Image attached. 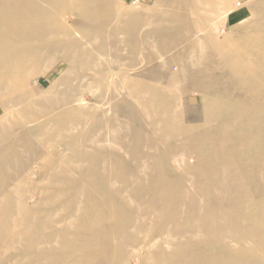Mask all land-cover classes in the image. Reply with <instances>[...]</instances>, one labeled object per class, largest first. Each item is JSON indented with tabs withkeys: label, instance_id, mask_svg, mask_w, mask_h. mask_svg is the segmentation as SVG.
Instances as JSON below:
<instances>
[{
	"label": "rangeland",
	"instance_id": "obj_1",
	"mask_svg": "<svg viewBox=\"0 0 264 264\" xmlns=\"http://www.w3.org/2000/svg\"><path fill=\"white\" fill-rule=\"evenodd\" d=\"M91 6L101 14L91 18L96 24L89 22L90 19L80 22L85 34L76 33V37H82L83 43L94 49L96 37L109 35V52L102 54L94 49L93 55L101 64L96 67V72L102 79L94 80L95 70H87L81 89L77 79H61L69 65L62 59L52 60L45 73L33 77L25 85L36 89L32 103H18L10 115L0 111V175L3 174L0 176V195L7 191L14 194L5 203L6 207L0 209L2 219L5 217V223L0 225V264H47L58 260V251L64 256L77 254L70 249L72 245L66 249L60 243L69 234L65 229L61 230V223H57L60 229L55 238L47 244H37L36 240L26 253L23 240L19 243L17 229L24 215L15 206L20 203L15 199L16 185H3L6 174L1 168H10L8 162L19 164L22 156L34 153L36 161L21 173V176L25 175L22 179L25 186L21 185L18 190L25 193V199L21 200L23 210L40 207L42 196L46 198V205L60 200L69 207L71 198L80 196L83 201L84 197H105L108 193L113 198V194H118L122 201L126 199L128 204L131 201V207L136 206L142 211L140 229L115 223L116 230L111 238L119 235L126 241V264H138V258L140 264H146L140 256L143 249H147L153 258L158 256L154 252L160 247L171 251L175 248L171 240L182 239L174 238L175 233L200 220L212 224L217 221L220 225L232 223L235 232L245 235L252 229L251 223H228V219L235 215L240 218L242 212V215H251L255 212L253 205L264 212V84H260L262 92L254 91L257 86L248 85L243 81V75L235 76L232 71L240 67L243 57H247L254 65L251 69L254 77L264 73V61L258 65L257 57L264 50V0H92ZM109 8H115L119 14L116 12L117 16L106 22L103 14ZM240 11L243 15H238ZM70 18L69 15V24L72 23ZM155 26L172 28L164 33L163 40L168 44L165 49L159 47L161 32L155 34ZM86 31L94 38H86ZM135 34L150 35L151 54L157 56L148 58L140 40H135ZM171 40L177 43H169ZM49 55L52 57L53 54ZM259 57L264 60V55ZM184 60H189L184 67L189 76L179 69ZM192 61L194 64L190 65ZM187 79L191 87H186ZM177 82L180 83L176 87L173 83ZM52 85H56L54 96L46 101L39 98V94ZM68 85L80 86V89L73 93L70 103L59 104L62 91L66 92ZM77 98L81 101H75ZM209 107H214L211 112ZM167 128L173 133L161 136ZM237 130H243L245 137L239 136ZM213 151H217L216 157L212 156ZM89 153L98 155L97 163L90 164ZM135 160L138 162L134 163ZM91 169L106 176L112 173L109 176L113 186L103 182L100 187L98 177L85 173ZM213 176H217L214 183L221 185L224 191L221 198L213 201L215 209L224 207L229 212L205 216L198 210L200 205H210L212 197L208 191L212 185L209 180H213ZM129 177L127 186L124 182L121 190V180ZM154 181L158 182L151 190L158 187L157 190L162 192L165 187H170L168 191L176 201L168 206V201L150 200L152 196L146 186ZM135 186L138 188L133 192L137 198H142L141 201L134 202L128 196V193L133 195L128 191L135 190ZM50 188L54 190L50 196L43 194L40 197L42 189ZM215 196L220 197V194ZM105 204L106 201L95 203L98 217ZM175 209L179 214L187 211L185 216L178 218L179 224H171L168 228L162 219L157 221L159 214ZM114 212L122 222L141 217H136L124 204L115 205ZM59 213V210L46 213L42 209L36 216L58 222L62 214ZM72 215L74 219L80 213L72 212ZM259 223L264 224V217ZM12 225L15 228L12 229ZM48 232L51 230L44 229L40 233L46 235ZM146 233L151 234V242L141 239ZM221 238L228 246H240L237 252L240 255L247 253L248 246L253 244L247 237L238 240ZM100 249L101 246L96 244L93 251ZM45 250L49 255H40ZM29 252L39 254L35 261L29 260ZM217 253L203 259L214 260L212 263L216 264L220 260L218 256L224 255L220 250ZM72 259V256L63 258L58 264H72Z\"/></svg>",
	"mask_w": 264,
	"mask_h": 264
},
{
	"label": "bare ground",
	"instance_id": "obj_2",
	"mask_svg": "<svg viewBox=\"0 0 264 264\" xmlns=\"http://www.w3.org/2000/svg\"><path fill=\"white\" fill-rule=\"evenodd\" d=\"M91 2L92 0H84V1L82 0H0V107H1L0 111H2L5 115L12 114L13 107H15V105H17L18 103H25L27 105L34 101V99H32V96H34V92L36 91V89L34 87L26 88L25 85H27L28 82H31L33 77L45 73L46 69L49 67V64L52 60H61V59L64 60L69 65L68 66L69 69L66 71V73L62 75L61 79L65 77L72 78L75 80L77 79L81 83L80 85L81 89H82V85H84L85 82L87 70L89 71L91 69L95 70L94 71L95 74L92 75V78L94 80L98 78L102 79L99 76L100 73L96 72V67L98 68L100 63L97 62V60L94 58L93 55H94V49H96L98 52L102 54H107L109 52L110 50L109 47L111 45L109 40V35L107 34L105 36L101 35L98 38L96 37L95 38L96 40H94L95 44L93 45L94 49L87 46V44H84L82 41V37L79 38L76 37L77 35L76 33L83 34L84 32L85 34L84 29L81 27L82 26L81 23L83 21L86 20L89 21L90 19L89 22H92L91 19L92 17L94 18L95 15L101 14L99 12H95L96 10H94L93 6H91ZM117 6H119V3L117 4ZM116 12L117 14H119V12L115 8H109L108 10H105L103 17L106 18V22L107 20H111V18L117 16L115 14ZM69 15L72 21L71 24H69L70 22L67 23L68 22L67 18ZM224 15L226 14L224 13ZM238 15H243V11H240ZM77 21L78 24L76 23ZM174 23L175 22H173V24ZM166 30H172V28H169V26H165L164 28L160 26V27H156L154 31L155 34L161 32L158 37L160 43L159 47L162 49L167 48L166 45H168L165 44L167 40H163L165 37L164 33L167 32ZM85 37L89 39L94 38L91 32L89 33L88 31H86ZM134 37L135 40H137V38L138 40H140L142 50L144 52L147 51L146 56L148 58L157 56L156 54H151L153 53V51L150 50L153 42H151L152 38L150 37V35L142 36L141 34H135ZM135 40L134 42H136ZM169 43L174 44L177 43V41L171 40L169 41ZM50 53L53 54L52 57L49 55ZM262 55H264V50L262 52L260 51L259 55L257 56L259 60L258 65L260 63L262 64L263 63L262 61H264L262 58L259 57ZM239 59L240 60L243 59L242 63L240 64V67L238 66L237 68L234 69V71H232L233 75L235 76L243 75V79H244L243 81L245 83H248V85L254 87L257 86L254 91L262 92V88L260 87V84L261 85L264 84V73H260L259 76L254 77L251 71L254 65L251 64L250 60L247 57L246 58L243 57L242 59L241 58ZM173 60L175 61V59ZM184 61H185L184 64L179 63L182 65V67H180L179 69L182 70L183 75L186 74L187 76H189L190 73L187 72V69H184L187 61L189 60H184ZM108 63L109 65H111L110 62ZM192 64H194L193 61L190 62V65ZM159 76L161 75L159 74ZM186 82L185 83L188 85L186 87H191L192 84L190 80L188 81L187 79ZM178 83L180 82L173 83V85L174 86L176 85L177 87ZM55 86L56 85H52L49 89L41 92L39 94L41 95L39 98L44 99L46 101L47 98L50 99L51 97H53L55 92V88H54ZM80 86L74 87L73 85H68L66 87V92L62 91V96L59 99V104L70 103L74 95L73 93L77 92V90L80 89ZM77 100L81 101V99L78 98L75 101ZM213 108L214 107H209V111L211 112ZM232 127L237 128V126L234 125H232ZM167 131L166 132L162 131L161 136L166 137V134L170 135L171 133H173L172 131L171 132L170 131L167 132ZM163 133L166 134L164 135ZM237 134L239 136H243V138L245 137L244 135H242L244 134L243 130H237ZM243 138L241 137V139ZM93 141L94 138L91 139V142ZM226 145H228V142L225 143V147ZM213 152L214 153L212 154V156L216 157V155L218 154L217 151H213ZM97 156L98 155H96L95 153L87 154V158L90 164L97 163L96 161ZM11 158L10 160H12ZM36 159H37V155L35 153L22 156L19 160L20 161L19 164L14 163L13 166L12 165L13 162H8V164L10 163L9 165H11L10 168L8 167L7 168L4 167V169L1 168V170L5 171L4 175L6 174V178L2 180L3 185L5 183L16 185V189L14 191L16 194L15 199L19 200L20 203L15 206L18 212L22 210L21 214L24 215L23 220L21 222V226L17 229L18 232L20 233L18 238H19V243L23 240V244H24L23 247H25V251H27L26 253H28V251L30 250L29 247L32 246L31 243L35 242L36 240H37V244L40 242V244L43 245L47 244L48 243L47 241L51 242V240L55 238L57 230L61 228V230L65 229V231H68L69 234L66 238L62 239L60 243H62L64 248L66 247L68 248L69 245H72L70 249L71 248L74 249L77 252V254L76 255L67 254L64 256L63 252L60 253V251H58L57 252L58 260L52 263L48 262L47 264H58L61 259L63 258L67 259L68 257L71 256L73 258L72 264H126V261L128 260L127 254L126 256H124L127 250L126 241L124 240L123 237H119V235L116 236L114 239L111 238L113 236V232L116 230L115 223H122L124 225L128 224L131 227L132 226L138 228L140 226L142 227L143 225L142 211L141 210L139 211L138 210L139 208L136 206L135 208L131 207V205H129L131 204V201L128 204L126 202V199L122 201L121 198L118 196V194H113L115 197L113 198L110 194L108 195L107 192H106L107 196L105 197L103 195H99L98 197L92 196L91 197L92 199L88 197H84L85 199L83 201L82 198H80V196L71 198L68 201L69 207L64 205L63 201L61 203L60 200L58 201L54 200L50 202V204L46 205V203L44 202V199L46 198H42L43 196L41 197V195L46 194L45 196H47L49 194H52L51 192L54 191L52 188L42 189V192H40V197L42 199L41 201L42 204H40V207L33 210L32 209L23 210L21 200L25 199V193L18 190L20 187H22L21 185H24L22 179L23 176L25 175L21 176V173L30 164L34 163ZM43 161L46 160L44 159ZM136 161L137 160H135L134 163ZM117 168L118 167L116 166V169ZM122 169H124L123 165H121V170ZM11 171L12 173H14L13 175ZM9 172L11 174H9ZM85 173L88 175L94 174L96 177H98L97 183L100 187H102L103 182H107L108 184L111 185V187L113 186L110 182L111 178L109 176L112 173H109V175L106 176L104 173L95 171V169L89 170L88 173L85 171ZM1 175L3 176V174ZM179 175L180 174L178 173V176ZM216 178L217 176H213V180H209V184L212 185L209 186L211 189H209L208 191L209 196L212 197L209 202L210 205L206 204L205 206L203 205L199 206L198 213H204L205 216L206 215L217 216V214L220 216V213L224 211L229 212V210H227V208L224 209V207L220 208L222 210H218V211L215 209V205L213 201L216 200L217 198H221L222 197L221 192H224L222 190L221 185L217 186V184L214 183ZM129 179L130 177L121 180L122 184L119 187L121 190L124 189L123 187L124 182H125V186H127L128 182L130 181ZM90 180L92 179L90 178ZM162 180H165V178H162ZM158 181H154L146 186L147 190L148 188L150 189L149 194L152 196L150 197V200H158L159 202L160 200L168 201L167 205L169 206V204L172 201H176L174 195L170 194L168 191V188L170 187L168 188L165 187L162 192L161 190H157L158 187H156L154 190H151L156 186L155 182L157 183ZM68 182L73 183V181L69 179ZM6 185L7 184H5V186ZM140 185L141 184H139L138 186ZM138 186L133 187L135 188V190H129L128 192L136 191V188H138ZM134 193L135 192L132 193L133 195H131V193H128L130 199H132L134 202L141 201L142 198L141 197L137 198ZM214 193L215 195L220 194V197L219 196L216 197ZM86 194H88V192H86ZM12 195L14 194L10 193L9 191L5 192L3 196L0 195L2 197L0 198V209H2L1 207H3L4 205H7L5 203L9 200V198ZM104 201H106L105 204L106 206H104L105 209L100 208L101 214L100 217H98L96 212L97 210L95 208V203L102 202L103 204ZM120 204H122V206L123 204L126 205V208H129V210L132 211L136 217H140L141 215L140 219L138 220L132 218V219H127L125 222H122L119 219H117L114 215L115 214L114 210H115V205H120ZM5 207L6 206H4V208ZM252 208L255 209V212H253L251 215H247L246 213L245 215H242L243 214L242 212L240 218H236L235 215L234 217L228 219L229 221L228 223H230V221L236 223H239L241 221H243V223L245 221V223L247 224L251 223L253 227L250 231L245 232V235L241 236L238 232H235L234 231L235 229L231 227L232 223H230L229 225L228 224L220 225L217 223V221H212L213 222L212 224L210 221L202 222L200 220V222L197 224L195 223V225H191L188 223L189 224L188 227H186L184 230L181 229L180 232L175 233L174 238L182 237L181 240L174 241L171 240L172 239L171 237L170 239L171 243H173L172 245H174L175 247L174 249H171V251H166L160 247L157 249L156 252H154L158 256L156 258H153L154 256L147 249H143L144 252L143 253L141 252L140 256L143 257L144 260H146L145 262L146 264H156L158 263V261L159 263L162 262V264H166L164 261H168L169 264H199V262L202 264H213L212 262L214 260L205 261L203 257L216 256V254L218 255L217 251L220 250L224 255L218 256L220 260H217L216 264H230L232 262H238L239 264H264V224L259 223L260 218L263 219L264 217V212H262L263 210L261 211V208L258 207L257 205H253ZM42 209H44L46 213L59 210L60 213H62V214L59 213L60 222L53 221V219L48 220L46 219L45 216H38V215L36 216V212L41 211ZM72 212H76V213L79 212L80 215L72 219L74 217L72 215ZM186 213L187 211L185 212V214ZM1 214L3 215V212L1 213L0 211V225L2 224V222L5 223L4 221L5 217L3 216L4 218L2 219ZM185 214H183L182 212L179 214L178 210L175 209L174 211L164 212L162 214H159L157 216L159 218L157 219V221L162 219V221L166 223L165 225L168 226L169 228L171 224L173 226L174 224H179L178 218L185 216ZM33 216H36V219H34ZM88 218L90 219L87 221L86 219ZM188 218L187 221H189ZM19 219L20 218H18V220ZM57 223L58 224L61 223L62 227L58 228ZM13 227L15 228V226L12 225V229ZM44 229H50L51 232H48L46 235L40 233ZM33 233H36V235H32ZM148 233H146L141 239L147 242L148 241L151 242L149 239L152 236L151 234ZM15 234L16 233H14V235ZM14 235H12V237ZM224 236L229 238V240H238V239H242V237L244 238L247 237L252 240L253 244L251 246H248L247 253H245L244 255H240L237 253L239 252L240 246H236L235 248L226 245L221 238ZM14 239H16V237ZM96 244H99L101 246V249L99 251L97 250L93 251V248ZM29 253H30L29 254L30 261H35L37 256L39 255V254L35 255L32 252ZM22 255H25V253L23 254V251H22ZM40 255H49V251L45 250ZM17 257L19 258V256ZM117 260L120 262H118ZM137 262L138 264H140L141 260L138 258ZM30 264L32 263L30 262Z\"/></svg>",
	"mask_w": 264,
	"mask_h": 264
}]
</instances>
